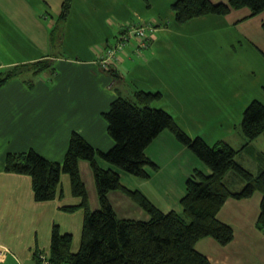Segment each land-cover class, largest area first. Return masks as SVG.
<instances>
[{
    "label": "crops",
    "instance_id": "1",
    "mask_svg": "<svg viewBox=\"0 0 264 264\" xmlns=\"http://www.w3.org/2000/svg\"><path fill=\"white\" fill-rule=\"evenodd\" d=\"M77 1H71L67 19L61 22L59 15L63 0H0V71L9 67H29L31 63L42 60L51 62V66L41 72L46 80L35 83L25 80L24 75L34 74L31 70L22 69L19 76L0 86V264H35L33 254L36 249L48 256L53 224H58L62 232L72 235L71 250L76 252L84 216L81 209L73 213L60 210L62 206L80 203L71 193L68 175L62 174L60 178L61 197L37 202L28 175L4 171L6 156L33 150L50 161L61 163L72 132L79 133L95 149L107 151L114 141L108 134L102 113L108 110L111 101L117 96L129 99L124 93L133 95L136 90L159 92L158 86H155L156 90H151L140 84L158 72L164 75V71H168L169 75V68L180 60L167 53V46H173V42L161 40L155 35L161 28L160 24L156 28L158 24L154 19L145 22L151 24L145 39H137L131 30L123 29L125 25L120 27L121 37L116 43L110 45L107 39L102 53L103 61L108 63L107 68L97 66L94 58L82 60L55 56L51 53L52 45L59 38L53 29L60 26L65 32L74 16ZM219 1L226 3L228 0ZM81 2L97 6V11L89 12L91 14L107 13L106 2L98 1L97 5L95 0ZM114 4L119 5L118 0ZM122 11L117 8L114 13L122 18ZM218 18L230 28H240L252 34L253 29L264 21V11L250 16L249 8L243 7ZM122 36H127L124 46L116 51L114 58L106 60L107 49L114 48ZM177 76L180 79L178 72ZM170 133L167 130L161 132L146 148L147 156L158 167L156 171L148 169L150 175L147 181L132 177L131 183L126 184L121 172H117L126 188L140 191L160 210L181 212L180 200L192 172L200 170L210 174L211 171L188 156ZM166 140L172 142L175 148L167 153V160L163 161L171 165L165 164L170 169L167 175L162 171L160 162L162 154L168 149ZM180 155L183 162H171L173 157L178 159ZM100 159L98 157L97 161L101 167L113 169ZM261 165H258L256 173ZM79 170L87 188L90 208L97 209L98 198L89 163L80 160ZM224 180L228 186L236 181L232 190L243 186L233 172H228ZM108 198L119 218H128L129 215L148 218L123 192H109ZM260 201L259 192L243 199L228 198L218 218L233 228L234 239L222 246L205 237L197 242L196 250L212 264H264V231L256 226Z\"/></svg>",
    "mask_w": 264,
    "mask_h": 264
},
{
    "label": "trees",
    "instance_id": "2",
    "mask_svg": "<svg viewBox=\"0 0 264 264\" xmlns=\"http://www.w3.org/2000/svg\"><path fill=\"white\" fill-rule=\"evenodd\" d=\"M72 0H63L59 20L67 19ZM247 7L250 16L264 11V0H228L213 3L211 0H176L172 4L174 19L185 23L207 14L226 15L233 9ZM264 30V21L262 22ZM9 67L0 71V86L31 70L36 75L51 66L49 60L31 63L29 67ZM159 92L136 90L132 98L117 96L106 112L107 131L114 144L100 151L89 144L79 133L72 132L68 148L61 163L53 162L33 150L11 153L5 158V172L28 175L32 181L34 200L50 201L62 196L60 178H70L71 193L80 200L78 205L62 206L61 211L73 213L83 210L78 250H71L73 237L53 224L50 234L49 264H212L196 250L197 242L205 237L219 245L234 239L233 228L218 218V213L228 198L243 199L255 192L261 194L257 228L264 231V153L259 152L261 168L253 174L237 162V154L249 149L258 136H264V104L253 100L243 111L241 128L245 143L233 148L224 140L209 145L200 137H190L162 108L152 107L160 97ZM175 138L210 169V174L194 170L185 183V193L180 200L181 212H164L143 193L126 188L119 173L103 168L97 157L127 174L149 178L148 169L157 165L147 156L146 148L163 131ZM89 163L96 187L98 209L92 210L88 192L79 170V161ZM1 168V167H0ZM233 172L242 182L239 190H232L225 176ZM126 194L147 215V219L119 218L108 198L109 192ZM41 251H34L35 264H41Z\"/></svg>",
    "mask_w": 264,
    "mask_h": 264
},
{
    "label": "rangeland",
    "instance_id": "3",
    "mask_svg": "<svg viewBox=\"0 0 264 264\" xmlns=\"http://www.w3.org/2000/svg\"><path fill=\"white\" fill-rule=\"evenodd\" d=\"M98 1L108 4L107 13L101 11L99 14H91L89 12L97 11V6L85 4L81 0L76 2L74 16L65 32L60 26L53 29L59 39L52 45L51 53L63 59L94 58L97 66L107 68L108 63L102 58L107 39L108 44L113 45L121 37V26L125 25L123 29L133 28L154 19L158 24L156 28H159V24L161 28L155 35L161 40L172 41L173 46H167V53L180 60L169 68V75L168 71H164V75L158 72L140 84L151 90H156L155 86H158L161 96L152 102V107L162 108L171 114L177 125L192 138L200 137L209 145L217 140H224L237 150L243 147L246 141L241 128L243 111L253 100L264 104L262 23L249 34L240 28L233 29L224 25L218 18L224 15L207 14L185 23H177L171 8L176 0H118L119 5L114 4L116 0H95L94 3L97 5ZM117 8L123 10L122 18L114 13ZM23 78L33 83L46 80L42 73L38 76L26 74ZM124 95L127 98L133 96L130 93ZM172 136L175 138L173 134ZM175 140L179 143L176 138ZM165 142L168 149L162 154L160 162L162 171L167 175L170 169L165 164L169 167L171 165L163 161L167 160V153L175 148L172 142ZM179 145L187 151L188 156L202 164L185 145ZM251 145L249 149L241 150L236 160L250 172L257 174L260 164L258 151L264 152V136H258ZM177 160L183 162L182 156L178 159L173 157L171 162ZM110 166L121 172L126 184L131 183L132 177H136ZM229 184L233 188L236 181ZM128 218L139 219L133 215Z\"/></svg>",
    "mask_w": 264,
    "mask_h": 264
},
{
    "label": "built area",
    "instance_id": "4",
    "mask_svg": "<svg viewBox=\"0 0 264 264\" xmlns=\"http://www.w3.org/2000/svg\"><path fill=\"white\" fill-rule=\"evenodd\" d=\"M127 29L131 30V33H133L137 39L141 40L146 37V32L151 29V24L140 25V26L133 27V28L129 27ZM125 40H127V36H122V39L117 43V45L114 48L107 49L106 54H105L106 60H109L115 57L116 51L120 50L123 47ZM39 257L41 260V264H49L46 255L40 254Z\"/></svg>",
    "mask_w": 264,
    "mask_h": 264
},
{
    "label": "bare ground",
    "instance_id": "5",
    "mask_svg": "<svg viewBox=\"0 0 264 264\" xmlns=\"http://www.w3.org/2000/svg\"><path fill=\"white\" fill-rule=\"evenodd\" d=\"M137 27V26H136ZM124 31V33H125V30H123ZM147 33V32H146ZM147 35V34H146ZM146 38V37H145ZM145 38H143V39H145ZM142 40V39H141ZM124 44H125V42H124ZM124 46V45H123Z\"/></svg>",
    "mask_w": 264,
    "mask_h": 264
}]
</instances>
